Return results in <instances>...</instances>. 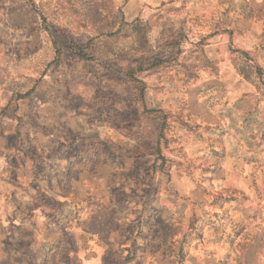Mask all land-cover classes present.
Segmentation results:
<instances>
[{"label": "rangeland", "instance_id": "obj_1", "mask_svg": "<svg viewBox=\"0 0 264 264\" xmlns=\"http://www.w3.org/2000/svg\"><path fill=\"white\" fill-rule=\"evenodd\" d=\"M0 264H264V0H0Z\"/></svg>", "mask_w": 264, "mask_h": 264}, {"label": "trees", "instance_id": "obj_2", "mask_svg": "<svg viewBox=\"0 0 264 264\" xmlns=\"http://www.w3.org/2000/svg\"><path fill=\"white\" fill-rule=\"evenodd\" d=\"M78 48V47H77ZM74 50L78 53V54H80V55H85L86 53L82 50V49H80V48H78V49H75L74 48Z\"/></svg>", "mask_w": 264, "mask_h": 264}]
</instances>
